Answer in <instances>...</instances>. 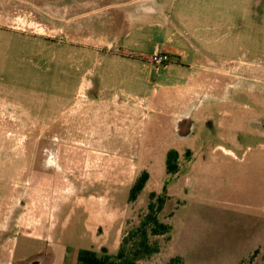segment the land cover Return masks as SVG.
Segmentation results:
<instances>
[{
    "label": "rangeland",
    "instance_id": "rangeland-1",
    "mask_svg": "<svg viewBox=\"0 0 264 264\" xmlns=\"http://www.w3.org/2000/svg\"><path fill=\"white\" fill-rule=\"evenodd\" d=\"M118 1L0 0V264L91 242L119 243L114 264H261L264 41H247L260 50L228 84L193 92L192 71L153 64L157 29L121 39ZM245 16L264 20V0ZM95 215L114 219L99 238L85 225Z\"/></svg>",
    "mask_w": 264,
    "mask_h": 264
},
{
    "label": "crops",
    "instance_id": "crops-1",
    "mask_svg": "<svg viewBox=\"0 0 264 264\" xmlns=\"http://www.w3.org/2000/svg\"><path fill=\"white\" fill-rule=\"evenodd\" d=\"M115 5L123 21L118 29L121 39L146 40L157 29L158 33L164 36L162 53H166L170 61H174L167 64L169 68L183 75H186L188 70L192 71L187 76V84L191 83L193 92H209L208 89L217 88L222 82L226 83L232 78V74L242 71L240 66H246V61L242 57L260 50L257 45L255 49L254 45L249 48L247 41L251 40L252 43L264 41L263 18L248 20L245 16L248 15L250 7L262 6L263 0H119ZM233 11L237 13L236 16H233ZM261 49L263 50V47ZM128 60L135 62L136 65L144 64L138 59ZM233 63L237 65L232 67ZM212 91L214 90L210 93ZM213 100L208 102L209 111L222 104L220 98L214 96ZM216 112L230 129L226 124V121L231 120L230 113L218 108ZM182 119H179L180 129L184 127ZM225 126L222 124L220 127L222 129ZM232 131L237 129L222 135L237 138ZM236 147L221 146L220 152L225 159L236 160ZM112 222L113 217L104 220L95 215L87 218L85 225L88 233L99 238L108 234V225ZM101 228H105V235L100 233ZM118 232L119 228L116 230L115 238ZM48 233L51 234L52 231L48 230ZM91 243L83 249H72L61 243L55 246L50 243L51 246H47L50 251L49 260L45 261L43 257L41 260H35L34 264H114L115 250L119 243L114 242L112 247L101 242ZM103 253L108 256L107 259L103 258Z\"/></svg>",
    "mask_w": 264,
    "mask_h": 264
},
{
    "label": "trees",
    "instance_id": "trees-1",
    "mask_svg": "<svg viewBox=\"0 0 264 264\" xmlns=\"http://www.w3.org/2000/svg\"><path fill=\"white\" fill-rule=\"evenodd\" d=\"M173 153H170V155H172ZM167 170L169 173H173L176 170L175 165L174 166H170V161H168V167ZM148 175L146 173H144L135 183V185L133 186L132 190H131V195H130V200H135L138 193L141 192L146 184ZM156 234V233H155ZM144 238H147L146 236V231L143 233ZM147 250H148V254L153 253L154 251L151 249V247L149 245H147ZM126 264H141L138 263L136 260L133 259H128ZM261 264H264V257L263 260L261 262Z\"/></svg>",
    "mask_w": 264,
    "mask_h": 264
},
{
    "label": "built area",
    "instance_id": "built-area-1",
    "mask_svg": "<svg viewBox=\"0 0 264 264\" xmlns=\"http://www.w3.org/2000/svg\"><path fill=\"white\" fill-rule=\"evenodd\" d=\"M170 57L169 55L165 53L158 54L154 56L153 58V64L157 69H160L161 67L165 66L167 63L170 62Z\"/></svg>",
    "mask_w": 264,
    "mask_h": 264
}]
</instances>
